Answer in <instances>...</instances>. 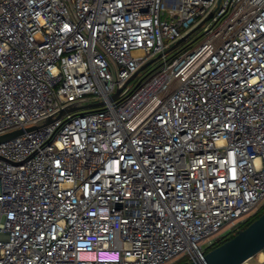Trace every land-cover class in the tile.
Segmentation results:
<instances>
[{"label": "built area", "instance_id": "obj_1", "mask_svg": "<svg viewBox=\"0 0 264 264\" xmlns=\"http://www.w3.org/2000/svg\"><path fill=\"white\" fill-rule=\"evenodd\" d=\"M17 129L0 264L203 260L264 206V0H0Z\"/></svg>", "mask_w": 264, "mask_h": 264}, {"label": "water", "instance_id": "obj_2", "mask_svg": "<svg viewBox=\"0 0 264 264\" xmlns=\"http://www.w3.org/2000/svg\"><path fill=\"white\" fill-rule=\"evenodd\" d=\"M203 23L204 22L200 23L184 37L177 40L175 44L169 50H167V52L174 50L180 44L186 42L189 36L192 33H194L196 30H198ZM161 56L162 54H159L155 58H152L151 60L146 62L143 66H141V68L134 75V77L140 71L145 70L149 65L160 59ZM119 92L120 90H118L115 95H117ZM72 110H75V108L64 109L62 110L61 114ZM52 120L53 118H49L47 123L51 122ZM37 127L38 126H31L28 127L26 130L36 129ZM24 131L25 129H17L9 133H6L4 135H0V141H4L13 138L15 136H18L22 134ZM263 251H264V212L246 227L239 228L231 238L209 250L205 254L203 260L191 261L186 264H243Z\"/></svg>", "mask_w": 264, "mask_h": 264}, {"label": "rangeland", "instance_id": "obj_3", "mask_svg": "<svg viewBox=\"0 0 264 264\" xmlns=\"http://www.w3.org/2000/svg\"><path fill=\"white\" fill-rule=\"evenodd\" d=\"M164 19L169 20L170 18L166 15V16H164ZM198 37H199V33H198V31H197L195 34H193V35L191 36L189 42H190V41H195ZM184 45H185V44L181 45L178 49L182 48ZM178 49H177V50H178ZM177 50H175V51H177ZM175 51H174V52H175ZM174 52H172V53H174ZM159 63H160V62H159V60H158V61L154 62L153 64L149 65L145 70H143V71L140 73V75H139V77H138L137 79H139V78L142 77L143 75L147 74L151 69H153L154 67H156ZM223 232H225V230H224ZM223 232H222V233H223ZM226 234H227V233H226ZM229 234H230V236H233V235L235 234V232H232V233H229ZM229 234H227V235H229ZM210 250H211V249H210ZM208 251H209V250H208ZM263 252H264V251H263ZM258 260H259V256L257 255V256L253 257V258L250 260V263H251V264H259ZM186 263H187V258H176V259H175L173 262H171L170 264H186Z\"/></svg>", "mask_w": 264, "mask_h": 264}, {"label": "trees", "instance_id": "obj_4", "mask_svg": "<svg viewBox=\"0 0 264 264\" xmlns=\"http://www.w3.org/2000/svg\"><path fill=\"white\" fill-rule=\"evenodd\" d=\"M263 212H264V206L256 214H254L248 220H246L245 222H243L240 225V228H244L247 225H249L252 221H254L256 218H258ZM234 232H236V231H234ZM231 237L232 236H230V234L229 235L222 236L221 238H219V239L216 240V242L209 248V250L212 249V248H214V247H216V246H218V245H220V244H222L223 242H225L226 240H228Z\"/></svg>", "mask_w": 264, "mask_h": 264}, {"label": "bare ground", "instance_id": "obj_5", "mask_svg": "<svg viewBox=\"0 0 264 264\" xmlns=\"http://www.w3.org/2000/svg\"><path fill=\"white\" fill-rule=\"evenodd\" d=\"M260 260H264V252H261L260 254H258Z\"/></svg>", "mask_w": 264, "mask_h": 264}]
</instances>
